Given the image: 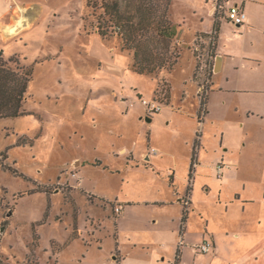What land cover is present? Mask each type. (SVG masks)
Returning <instances> with one entry per match:
<instances>
[{
    "label": "rangeland",
    "instance_id": "374dc122",
    "mask_svg": "<svg viewBox=\"0 0 264 264\" xmlns=\"http://www.w3.org/2000/svg\"><path fill=\"white\" fill-rule=\"evenodd\" d=\"M96 1L7 0L6 3V0H0V17L14 3L30 4L29 9L33 14L31 29L32 24L12 34L5 27L7 37L25 31L11 41H5L0 36V51L5 57H15L21 65L33 69L24 104L28 114L0 119V254L8 264L23 262L27 258L55 264V261L49 260L45 248L49 246L52 236L63 235L65 228L74 222V216L78 214L71 195L85 216L87 212L103 213L101 208L97 209L91 204L89 192L104 191V188L112 185L114 191L118 192L122 175L108 166H120L124 160L114 154V149L123 142L132 143L133 140L146 146L150 137L148 128L151 126L150 123L145 125L140 122L135 116L124 115L122 111L129 101L122 98L123 85L129 90L132 83H137L144 91L151 92L156 84L151 75L157 77L161 72L167 73L173 69L167 74V80L177 88L178 94L183 90V80L192 72L194 58L197 59L195 76H198L199 84L207 88L210 85L209 79L214 72L212 66L215 67L216 62V34H198L192 47L181 45L176 35L190 41L196 35L197 27L204 32H212L215 20L208 13L214 0L209 3L206 0L172 1L169 15L176 32L172 48L183 51L176 66L151 75L134 71V53L123 48L122 39L117 33L104 38L97 32V16L101 10H94ZM236 1L229 0L228 4ZM252 1L248 0V3ZM254 4L261 8H258L261 17L252 29L244 31L243 26L224 18L218 46L219 52L227 55L224 75L229 70L233 76L236 73L244 74L239 68L244 67L250 72L252 67L254 71L249 74L255 76L258 82L264 77V0ZM199 44L201 49L196 51ZM202 62L207 64L204 69H201ZM156 86L153 99L170 101L169 83L157 78ZM204 91L199 93L200 97ZM190 93L189 103L196 112L200 107L197 91L190 87ZM207 94L205 91L206 97ZM205 109V106L200 109L201 116ZM245 116L243 114L239 118L245 128L236 129L239 141L233 153L238 165L232 163V171L236 174L230 177L228 190L239 191L260 202L264 197V124L258 118ZM166 126H154L152 147L177 154L176 165L183 184L188 165L185 155L192 150L186 143L193 135V124L192 121H181L177 125ZM194 129L196 135L201 129L198 121ZM7 150L8 158L3 154ZM207 151L208 156L212 157L214 153ZM100 160H103V165ZM205 177L207 181L211 177L208 181L211 191L209 194L204 191V182L198 187L200 211L206 216L198 217L196 225L200 232L211 234L215 228L220 232L227 229L224 231L228 232L232 226L229 220L231 214L224 211L220 199H217V175L211 171L205 172ZM35 191L44 192L33 193ZM257 202L252 203L244 214H235L239 227H243V232L250 235L248 237L263 232L258 216L264 210L259 208L261 204ZM51 211L59 215L57 219L63 217V222L43 224ZM208 217L211 218L209 228ZM34 227L41 235L36 254L32 250L39 243V235L37 233L33 240ZM235 245L231 250L225 249L220 257L228 259L230 255L229 258L242 264H264V244ZM78 253L75 248H69L59 264H73L72 260L80 257ZM84 263L89 264V261Z\"/></svg>",
    "mask_w": 264,
    "mask_h": 264
},
{
    "label": "crops",
    "instance_id": "0c3cea01",
    "mask_svg": "<svg viewBox=\"0 0 264 264\" xmlns=\"http://www.w3.org/2000/svg\"><path fill=\"white\" fill-rule=\"evenodd\" d=\"M209 1L206 0V3ZM237 2L242 3L247 12V20L240 26H243L244 31L248 32V29H252L253 24L261 17L258 13V8H261L254 4L258 0H253L251 3H248V0H237ZM29 5L28 3H14L10 8L11 10L7 9L1 15L0 36L2 39L11 41L25 31L9 37L4 34L5 27L7 30L10 29L12 34L17 31L14 30L13 26L19 15L22 14L20 8L28 7L29 9L31 7ZM28 12H25V15L32 18L31 10ZM208 14H211V9H209ZM211 16L213 15L211 14ZM31 24L29 29L33 27V21ZM196 30V35L190 41L184 40L179 35H176L178 36L177 40L181 45L187 44L192 47L198 34L212 33L204 32L199 27ZM202 38L204 37L202 36ZM218 40L219 36L214 64L216 65L218 57L221 56L220 67L218 71L211 74L209 79L210 89L203 116L200 115L202 108V98L199 94L201 85L197 79L198 76H195L196 58H194L192 72L183 80V90L178 94H176L177 88L171 84L170 80H167V74L173 69L167 73L161 72L157 77L155 76L156 78L151 74H144L151 75L156 80L151 92L144 91L141 85L137 83H132L129 90H127L126 85L121 87L122 98L129 101L122 112L125 116H135L140 122L146 123L145 125L150 123L151 126L148 128L150 137L147 139L146 146L139 145L136 140H133L132 143L123 142L114 149L116 150L114 154L121 157L124 163L120 166L116 165L114 168L111 165L107 166L112 170H117L122 175L118 182L120 190L115 192L112 188L114 185H112L108 189L104 188V191L88 193L91 204L97 209L101 208L103 213L92 214L87 212L84 216V212L77 205L73 194L71 195L74 210L77 209L78 214L76 217L74 216V222L72 221L65 228L62 236L54 235L51 237L49 246L45 248V251L49 253L50 261H55V264L63 262L65 251L69 248H75L77 252L79 251L80 257H77L76 260L73 259V264H85L84 261H89V264H175L178 253L180 255L179 264H242L229 258L230 255L227 257L228 259H222L220 256L225 249L231 250L232 247L236 246L235 244L251 246H255L257 243L264 244V212L258 216V223L263 232L258 233V235L251 234L252 237H248L250 235L243 232V227H239L238 217L235 216L238 212L244 214L257 200L250 196H244L239 191L228 190L230 188L229 179L236 174L232 171L233 164L238 165L236 154L233 153L234 147L239 141V132L236 129L245 128L243 122L240 124L239 118L243 117L244 114L246 118H258L264 124V77L258 80L259 83L256 82L255 76L249 74L254 71L252 67L250 72H247L244 67L239 68L245 72L244 74L236 73L233 76L229 70L224 75L227 55L219 52ZM182 51L183 49L180 54ZM157 78L165 79L169 83L170 101H160L164 104L163 110L149 114L140 98L143 97L147 100L154 98ZM190 87L196 89L199 98L200 107L196 111L197 115L191 108L192 104L189 103ZM181 121H192L193 124V135L186 143L191 146L192 150H188L185 155L188 165L183 184L180 182V175L177 170V154L171 150H158L156 147H152L154 126L160 124L165 126L177 125ZM197 121L201 125V129L194 135ZM197 142L199 143L198 146H196ZM194 150H196L195 159L193 158ZM207 150L214 153L212 157L208 156ZM217 150H219L218 153ZM102 161L100 160L101 165L104 164ZM219 163L225 164L221 177L218 176L216 170V165ZM211 171L216 173L219 180L217 199H220L224 211L231 214L229 220L232 226L228 232L224 231L227 229H222L220 232L217 228L211 234L207 231L200 232L196 225L198 217L206 216L204 212L200 211V202L197 198L198 187H200L201 182H204V191L207 194L210 193L211 188L208 187V181L211 177L207 181L205 172L210 173ZM36 192L44 191L33 193ZM187 196L190 197L191 202L186 220L183 221L184 210L186 209L183 200ZM257 203H260L259 208L264 210V197ZM117 204L123 207L120 214L115 212ZM57 216L59 215H54L51 211L46 219L44 214L45 222L43 224L48 222L49 225H53L52 223L56 221L63 222V217L57 219ZM210 223L211 218L208 217V228ZM37 233L38 229L34 227L33 240H35ZM38 235L39 243L34 251L32 250L35 254L41 239V235L39 233ZM182 236L185 244L179 247ZM205 237L213 240L214 250L208 254H195L191 245L202 241Z\"/></svg>",
    "mask_w": 264,
    "mask_h": 264
},
{
    "label": "trees",
    "instance_id": "16d2710c",
    "mask_svg": "<svg viewBox=\"0 0 264 264\" xmlns=\"http://www.w3.org/2000/svg\"><path fill=\"white\" fill-rule=\"evenodd\" d=\"M172 1L97 0L93 4L95 11L101 10L97 16V32L104 38L114 33L121 37L123 48L134 53L133 67L138 74H155L163 69L170 70L178 63L180 57V52L172 48L176 34L174 23L169 16ZM220 27L221 23L215 22L213 32L217 39ZM32 76L33 69L30 66L21 65L15 57L5 58L4 53L0 51V119L28 114L24 102ZM206 98H202L201 106H206ZM198 144L197 142L196 146ZM6 152L3 154L8 158ZM195 156L196 150L194 159ZM3 165L5 166L4 163ZM192 171L193 166L191 174ZM187 214L188 210L185 209L183 221L186 220ZM179 263L178 253L175 264ZM0 264H8L1 254ZM16 264L43 263L27 258L26 261H18Z\"/></svg>",
    "mask_w": 264,
    "mask_h": 264
},
{
    "label": "built area",
    "instance_id": "2783aa9c",
    "mask_svg": "<svg viewBox=\"0 0 264 264\" xmlns=\"http://www.w3.org/2000/svg\"><path fill=\"white\" fill-rule=\"evenodd\" d=\"M228 2H229V0H214L213 7L211 9V14L214 17L215 22L221 23L222 19L226 18L228 21H231L238 26L243 25L247 20V12H246L243 4L239 3V2L228 4ZM213 33L214 32L212 31L211 34H213ZM202 39H203V41H205L204 38H202ZM200 49H201V44L196 45V51H199ZM205 65H207V64H204V63L201 64V69H204ZM213 67H214V65L212 66V72L215 71L213 69ZM203 89L208 93L209 89H210V85L208 88L206 87V85H201L200 86V93H201V91H204ZM205 91L202 92L203 94L201 95V98L206 97ZM141 101L145 105L146 110L149 112V114L160 112L163 109V104L159 100L142 99ZM224 167H225V164H223V163H219L216 165V170H217V174L219 177H221ZM190 202L191 201H190L189 196H187L183 200V203H184L187 210L189 209ZM122 210H123V207L120 204H117L115 206L116 214H120L122 212ZM184 244H185V241H184V238L182 236L180 241H179V247H182ZM191 247H192V250L194 251V253L197 255L198 254H208L214 250L215 244L211 238L205 237L202 241L195 243V244H192Z\"/></svg>",
    "mask_w": 264,
    "mask_h": 264
},
{
    "label": "bare ground",
    "instance_id": "6f19581e",
    "mask_svg": "<svg viewBox=\"0 0 264 264\" xmlns=\"http://www.w3.org/2000/svg\"><path fill=\"white\" fill-rule=\"evenodd\" d=\"M20 10L22 14L19 15L17 21L15 22L13 26L14 30H18L19 28H22L23 26L30 25L32 21L31 20L32 18H29L25 15L28 11H30L28 7H21Z\"/></svg>",
    "mask_w": 264,
    "mask_h": 264
},
{
    "label": "water",
    "instance_id": "95a60500",
    "mask_svg": "<svg viewBox=\"0 0 264 264\" xmlns=\"http://www.w3.org/2000/svg\"><path fill=\"white\" fill-rule=\"evenodd\" d=\"M220 57H221V56L218 57L217 63H216V65H215V68H214L215 71H218V70H219V67H220V60H221ZM148 119H149V118H148Z\"/></svg>",
    "mask_w": 264,
    "mask_h": 264
}]
</instances>
